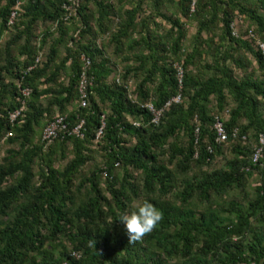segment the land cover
<instances>
[{
  "label": "trees",
  "instance_id": "obj_1",
  "mask_svg": "<svg viewBox=\"0 0 264 264\" xmlns=\"http://www.w3.org/2000/svg\"><path fill=\"white\" fill-rule=\"evenodd\" d=\"M65 2L0 0V264H264V0Z\"/></svg>",
  "mask_w": 264,
  "mask_h": 264
},
{
  "label": "built area",
  "instance_id": "obj_2",
  "mask_svg": "<svg viewBox=\"0 0 264 264\" xmlns=\"http://www.w3.org/2000/svg\"><path fill=\"white\" fill-rule=\"evenodd\" d=\"M82 0H66V2L63 5V9L66 12V20H69L71 17H77L78 16V10L81 6ZM261 47L264 49V45H261ZM84 59V58H83ZM90 65V62H86V66L84 69H86ZM91 83L88 81V77L86 75V72L84 70L81 82H80V95H81V102L83 107H87L88 105V97H89V86ZM25 95H29V92H25ZM180 97H177L174 101L179 102ZM170 104V103H169ZM152 111H154L152 106H149ZM23 110V108H22ZM21 110V111H22ZM21 111H17L14 114L11 115V119L14 121L20 114ZM155 112V111H154ZM155 122L157 123L160 119V112H155ZM84 121H82L77 127L73 129L71 134L81 135V130L83 128ZM215 129L218 134V141L220 143H223L227 140L228 136L225 132V129L223 127V124L220 121H217L215 124ZM67 131V125L65 124V118L61 116H56L44 129L42 140L46 145L52 144L62 132ZM261 146L264 145V139L261 138L260 140ZM262 148L257 149L255 156H254V162L257 163L258 160L262 157Z\"/></svg>",
  "mask_w": 264,
  "mask_h": 264
},
{
  "label": "clouds",
  "instance_id": "obj_3",
  "mask_svg": "<svg viewBox=\"0 0 264 264\" xmlns=\"http://www.w3.org/2000/svg\"><path fill=\"white\" fill-rule=\"evenodd\" d=\"M162 220V213L152 203L144 202L137 210L119 218L130 242L141 240L154 231Z\"/></svg>",
  "mask_w": 264,
  "mask_h": 264
},
{
  "label": "rangeland",
  "instance_id": "obj_4",
  "mask_svg": "<svg viewBox=\"0 0 264 264\" xmlns=\"http://www.w3.org/2000/svg\"><path fill=\"white\" fill-rule=\"evenodd\" d=\"M160 21V20H158ZM244 27L243 29H246V25L245 23H243V20L242 19H238V27ZM187 28H188V31H189V34H188V38L191 39L195 33H196V25L192 22H187ZM241 28H238L236 31L238 33V31H240ZM252 61H253V65H254V69L257 71L258 70V66L256 65V63L254 62V60L252 59V57H249ZM120 69H122V67H119ZM258 74H261L259 71H258ZM133 87L135 85V83H132ZM228 115L227 114H224L222 115V119H227ZM236 144V141L234 143H228L226 144V147H227V151L226 153H228V156L230 157L231 156V149H233V146ZM8 149V147L4 144H1L0 146V153H1V157L5 155V151ZM97 160L98 161H101V158L97 157ZM224 160L222 158H219L217 160V167H221L222 164H223Z\"/></svg>",
  "mask_w": 264,
  "mask_h": 264
}]
</instances>
